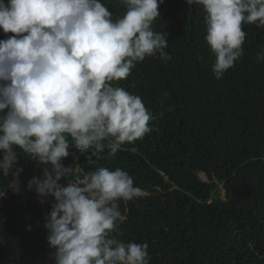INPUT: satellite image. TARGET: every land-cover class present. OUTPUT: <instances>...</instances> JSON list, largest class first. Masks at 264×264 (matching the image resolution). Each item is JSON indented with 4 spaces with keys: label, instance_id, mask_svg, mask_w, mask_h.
<instances>
[{
    "label": "clouds",
    "instance_id": "clouds-1",
    "mask_svg": "<svg viewBox=\"0 0 264 264\" xmlns=\"http://www.w3.org/2000/svg\"><path fill=\"white\" fill-rule=\"evenodd\" d=\"M178 1L202 16L217 80L243 56V29L264 34V0ZM119 2L126 12L113 20L101 0H0V29L15 34L0 40V172L14 169L7 190L20 194L24 169L14 149L43 165L26 190L42 205L52 198L44 227L54 264H150L147 243L113 235L124 219L119 202L142 190L119 167L85 171L70 151L115 157L154 130L142 98L112 82L146 57L171 59L169 34L152 27L164 0Z\"/></svg>",
    "mask_w": 264,
    "mask_h": 264
},
{
    "label": "trees",
    "instance_id": "trees-1",
    "mask_svg": "<svg viewBox=\"0 0 264 264\" xmlns=\"http://www.w3.org/2000/svg\"><path fill=\"white\" fill-rule=\"evenodd\" d=\"M101 2L113 20L126 12L119 0ZM159 12L152 27L169 34L171 59L146 57L112 82L142 98L154 130L115 157L70 151L85 171L119 167L142 190L119 202L124 219L113 235L147 243L150 264H264V34L243 29V56L217 80L200 12L178 0H164ZM12 35L0 29V40ZM14 150L23 188L7 190L14 169L0 172V264H54L44 227L52 198L42 205L26 190L43 165Z\"/></svg>",
    "mask_w": 264,
    "mask_h": 264
},
{
    "label": "rangeland",
    "instance_id": "rangeland-1",
    "mask_svg": "<svg viewBox=\"0 0 264 264\" xmlns=\"http://www.w3.org/2000/svg\"><path fill=\"white\" fill-rule=\"evenodd\" d=\"M202 178H203L204 180H206V177H204L203 175H202Z\"/></svg>",
    "mask_w": 264,
    "mask_h": 264
}]
</instances>
